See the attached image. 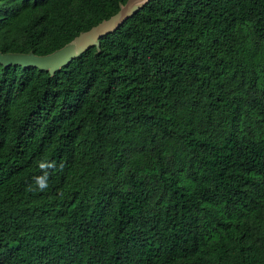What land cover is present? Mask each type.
Here are the masks:
<instances>
[{"label":"trees","instance_id":"1","mask_svg":"<svg viewBox=\"0 0 264 264\" xmlns=\"http://www.w3.org/2000/svg\"><path fill=\"white\" fill-rule=\"evenodd\" d=\"M127 1L0 0V52ZM100 42L0 63V264H264V0H151Z\"/></svg>","mask_w":264,"mask_h":264},{"label":"water","instance_id":"2","mask_svg":"<svg viewBox=\"0 0 264 264\" xmlns=\"http://www.w3.org/2000/svg\"><path fill=\"white\" fill-rule=\"evenodd\" d=\"M151 0H128L120 11L110 19L103 21L55 52L38 56L33 53H2L0 52V63L5 66L21 65L23 67H37L49 70L52 73L68 65L72 60L79 57L93 46H100L101 39L119 29L125 22L144 8Z\"/></svg>","mask_w":264,"mask_h":264},{"label":"clouds","instance_id":"3","mask_svg":"<svg viewBox=\"0 0 264 264\" xmlns=\"http://www.w3.org/2000/svg\"><path fill=\"white\" fill-rule=\"evenodd\" d=\"M39 167L41 169H47V168H52L54 165L52 164H45V163H40ZM35 183H36V190L39 191H44L48 188V173L45 172L43 176H39L35 178ZM30 190H33L30 188Z\"/></svg>","mask_w":264,"mask_h":264}]
</instances>
